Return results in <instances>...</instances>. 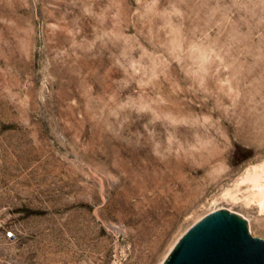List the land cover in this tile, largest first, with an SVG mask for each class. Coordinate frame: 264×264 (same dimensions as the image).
<instances>
[{
    "label": "rangeland",
    "instance_id": "obj_1",
    "mask_svg": "<svg viewBox=\"0 0 264 264\" xmlns=\"http://www.w3.org/2000/svg\"><path fill=\"white\" fill-rule=\"evenodd\" d=\"M263 166L264 0H0V264L264 240Z\"/></svg>",
    "mask_w": 264,
    "mask_h": 264
},
{
    "label": "water",
    "instance_id": "obj_2",
    "mask_svg": "<svg viewBox=\"0 0 264 264\" xmlns=\"http://www.w3.org/2000/svg\"><path fill=\"white\" fill-rule=\"evenodd\" d=\"M163 264H264V240L229 210L199 220L182 237Z\"/></svg>",
    "mask_w": 264,
    "mask_h": 264
},
{
    "label": "bare ground",
    "instance_id": "obj_3",
    "mask_svg": "<svg viewBox=\"0 0 264 264\" xmlns=\"http://www.w3.org/2000/svg\"><path fill=\"white\" fill-rule=\"evenodd\" d=\"M262 175H264V166H263V174L260 175L259 173H255L254 176H252V178L256 180L260 178Z\"/></svg>",
    "mask_w": 264,
    "mask_h": 264
}]
</instances>
